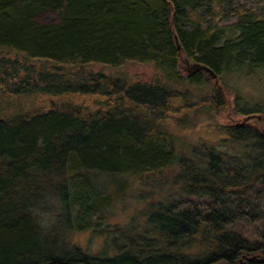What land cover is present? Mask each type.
<instances>
[{
    "label": "trees",
    "instance_id": "obj_1",
    "mask_svg": "<svg viewBox=\"0 0 264 264\" xmlns=\"http://www.w3.org/2000/svg\"><path fill=\"white\" fill-rule=\"evenodd\" d=\"M261 71L264 0H0V264H264V104L232 83ZM201 115L210 145L175 132ZM130 179L170 197L129 227Z\"/></svg>",
    "mask_w": 264,
    "mask_h": 264
},
{
    "label": "rangeland",
    "instance_id": "obj_2",
    "mask_svg": "<svg viewBox=\"0 0 264 264\" xmlns=\"http://www.w3.org/2000/svg\"><path fill=\"white\" fill-rule=\"evenodd\" d=\"M92 70L95 72L102 71L105 74L113 76L123 75L133 81H150L155 73L152 66L139 64L128 65L122 69L93 66ZM182 70L187 74L185 71L186 66ZM232 83L250 104H264V71L258 72L250 78L243 77L239 80H234ZM230 99L232 100L233 96ZM227 110L226 113L219 114V117H217L221 124H233L239 119L242 120V117L234 114L232 104ZM175 132L178 135H183L189 143L197 145H201L202 143L210 145V143L218 140L220 137L209 118H205L202 115L191 122L189 121L184 127L178 126ZM124 185L122 186L123 189L113 196L109 211L110 220L122 226H138L140 219L146 211L156 209L160 202H164L170 197L168 192L169 184L144 185L138 184L134 179H130ZM44 213H47L43 221L44 225L49 226L54 224L55 214L52 212ZM62 243L66 246L77 245L94 253L101 249L102 239L89 233L65 234L62 238Z\"/></svg>",
    "mask_w": 264,
    "mask_h": 264
}]
</instances>
